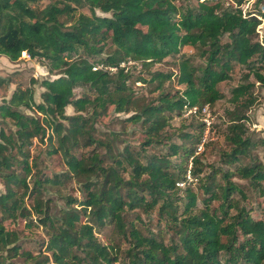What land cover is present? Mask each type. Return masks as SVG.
<instances>
[{
  "label": "trees",
  "instance_id": "1",
  "mask_svg": "<svg viewBox=\"0 0 264 264\" xmlns=\"http://www.w3.org/2000/svg\"><path fill=\"white\" fill-rule=\"evenodd\" d=\"M176 1L0 0V56L25 53L53 74L0 101V264H264V156L253 153L264 138L246 126L255 82L264 84V13L243 12L247 0ZM167 57L176 58L175 73L150 70ZM136 65L147 77L133 78ZM236 66L246 72L230 89L229 150L208 165L201 157L210 140L195 153L201 109L224 97L220 85ZM173 80L183 88L166 89ZM10 82L0 76V87ZM135 82L154 96L138 95ZM109 109L127 115L125 132L141 131L136 145L117 131L98 134ZM175 117L179 127L168 133ZM34 139L59 156L62 172H33ZM187 170L194 190L179 186ZM70 180L79 196L55 188ZM107 225L118 241L99 239ZM35 227L45 237L36 252L23 233Z\"/></svg>",
  "mask_w": 264,
  "mask_h": 264
},
{
  "label": "rangeland",
  "instance_id": "2",
  "mask_svg": "<svg viewBox=\"0 0 264 264\" xmlns=\"http://www.w3.org/2000/svg\"><path fill=\"white\" fill-rule=\"evenodd\" d=\"M196 0H177L176 4L181 6L182 8L189 4H195ZM228 5V2L225 3ZM243 12H254L258 11L264 13V0L261 2H257L256 0H247L241 6ZM261 19V24L257 28V39L264 43V17L259 15ZM186 55H193L194 62L200 63L201 60L196 57V52L189 48L183 47L181 52ZM2 56V55H1ZM128 67L130 64H122ZM0 66L3 68V76L5 78H9L11 82L8 85H4L0 87V97L8 98L17 86L26 87L30 84L32 78H36L41 80L42 78H52L53 74L48 71V67L46 65V61H40L35 58H30L26 54L22 53L21 56L15 60L10 61L7 57H0ZM5 69V70H4ZM133 78L142 74V76L147 77L145 72H140V65H136L135 68H131ZM150 70H158L164 73L177 71V60L175 57H167L162 62L154 64ZM246 72L244 67L236 66L234 71L232 72V80L228 82L221 83L220 88L224 93V97L217 102H215L212 106H204L206 108L205 111H201V120L205 123L209 122L208 131V140H210V145L205 149V152L202 154V161L208 165L217 166L221 162V152L223 150H229V144L224 138V131L227 123V112L233 108V104L229 101L231 96L230 89L237 84L240 80L241 75ZM264 73V67L261 70ZM250 81L255 82L256 79L254 75H250ZM135 92L138 95H144L147 99H151L155 93L150 92L151 86L147 83L135 82L133 84ZM35 88V99L38 101L39 93L42 88L38 86V84L34 85ZM165 88L168 90H174L176 88H183L181 85H177L173 80L171 83L166 82ZM77 94L82 93V89L78 88L75 90ZM254 95L257 97V101L248 109L247 115L249 116L248 121L246 122V126L249 129V132H252L255 135V138H264V84L255 82L254 87ZM2 99V98H1ZM0 99V101H1ZM67 113L72 114L73 108L68 107ZM190 113L188 111L184 115L187 116ZM124 113H115L112 109H109L107 117L103 118L100 123L97 124L98 134H108L109 131H117L122 134V138L131 144L136 145L139 142V139L142 137L141 131L137 127L129 126L125 127L124 131L121 119L126 117ZM189 119V118H188ZM171 125L166 127L168 133H175L177 128L179 127L180 120L175 117L170 121ZM187 130V128H185ZM205 130V129H204ZM204 133V132H203ZM173 141L176 143H180L181 140L173 135ZM46 145V141L39 142L34 139V144L31 148L33 155L36 157V166H33V172L37 169H41L43 174L46 176H52L55 173H60L64 169V165L61 162L58 155H47L44 152ZM161 148L158 149H150V152H158L161 153ZM254 154L258 155L260 158L264 156V144H259L253 151ZM190 160V159H189ZM247 159H244L246 162ZM190 163H188V168ZM208 170V167H206ZM187 181L184 183H179V186L182 188L186 185H191L192 189H195V181L192 180L188 170L186 172ZM78 185L70 180L66 182L64 185H59L55 188H58L62 193H70L76 196H79V192L77 191ZM53 188L52 190L54 191ZM0 190H2V184L0 182ZM261 198H258L257 201H260ZM27 203H30V200H27ZM255 218H259L261 213L258 210L253 212ZM154 216V215H153ZM144 217V216H143ZM23 225V223H21ZM112 227L107 225L102 230L98 231L97 236L100 240L108 242L110 239L118 241L119 237L113 233ZM24 235L30 240L26 241L25 248H29L32 251L36 252L40 245V240L42 238L45 239L42 229L40 227H35L34 229H24Z\"/></svg>",
  "mask_w": 264,
  "mask_h": 264
},
{
  "label": "built area",
  "instance_id": "3",
  "mask_svg": "<svg viewBox=\"0 0 264 264\" xmlns=\"http://www.w3.org/2000/svg\"><path fill=\"white\" fill-rule=\"evenodd\" d=\"M25 54V53H24ZM27 55V54H26ZM28 56V55H27ZM206 110V108L205 107H203L202 109H201V111H205ZM189 111H192V112H196L197 110H196V108H193L192 110H189ZM210 130V128H209V122H207L206 121V125H205V130H204V133H203V137H202V139H201V142L198 144V146H197V150H196V154H198V153H200L201 151H203V149H204V144H205V142L208 140V131ZM191 166V163H190V165H189V167ZM188 172H189V170H188Z\"/></svg>",
  "mask_w": 264,
  "mask_h": 264
},
{
  "label": "crops",
  "instance_id": "4",
  "mask_svg": "<svg viewBox=\"0 0 264 264\" xmlns=\"http://www.w3.org/2000/svg\"><path fill=\"white\" fill-rule=\"evenodd\" d=\"M0 57H3V56H0ZM5 70V69H4ZM3 68L0 66V76H3ZM2 97H0V99H1Z\"/></svg>",
  "mask_w": 264,
  "mask_h": 264
}]
</instances>
